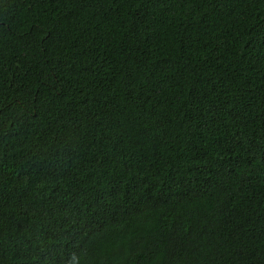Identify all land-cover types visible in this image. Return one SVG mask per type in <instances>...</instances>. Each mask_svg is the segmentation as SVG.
<instances>
[{
	"label": "trees",
	"instance_id": "obj_1",
	"mask_svg": "<svg viewBox=\"0 0 264 264\" xmlns=\"http://www.w3.org/2000/svg\"><path fill=\"white\" fill-rule=\"evenodd\" d=\"M0 264H264V0H0Z\"/></svg>",
	"mask_w": 264,
	"mask_h": 264
}]
</instances>
